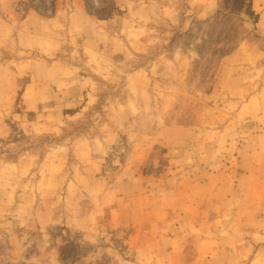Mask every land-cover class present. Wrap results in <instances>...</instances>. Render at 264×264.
Here are the masks:
<instances>
[{"label":"rangeland","instance_id":"374dc122","mask_svg":"<svg viewBox=\"0 0 264 264\" xmlns=\"http://www.w3.org/2000/svg\"><path fill=\"white\" fill-rule=\"evenodd\" d=\"M0 264H264V0H0Z\"/></svg>","mask_w":264,"mask_h":264}]
</instances>
